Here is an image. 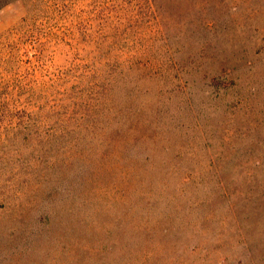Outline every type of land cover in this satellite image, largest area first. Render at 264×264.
I'll return each mask as SVG.
<instances>
[{
  "label": "rangeland",
  "instance_id": "obj_1",
  "mask_svg": "<svg viewBox=\"0 0 264 264\" xmlns=\"http://www.w3.org/2000/svg\"><path fill=\"white\" fill-rule=\"evenodd\" d=\"M19 2L0 264H264V0Z\"/></svg>",
  "mask_w": 264,
  "mask_h": 264
},
{
  "label": "crops",
  "instance_id": "obj_2",
  "mask_svg": "<svg viewBox=\"0 0 264 264\" xmlns=\"http://www.w3.org/2000/svg\"><path fill=\"white\" fill-rule=\"evenodd\" d=\"M20 11L19 0H4L0 4V32L20 17Z\"/></svg>",
  "mask_w": 264,
  "mask_h": 264
}]
</instances>
